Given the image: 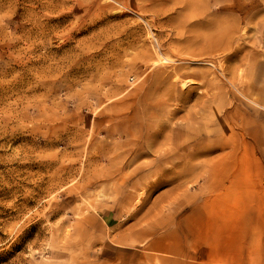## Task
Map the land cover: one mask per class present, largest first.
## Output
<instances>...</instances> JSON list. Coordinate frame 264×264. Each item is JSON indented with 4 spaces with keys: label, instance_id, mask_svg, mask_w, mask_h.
I'll return each instance as SVG.
<instances>
[{
    "label": "rangeland",
    "instance_id": "rangeland-1",
    "mask_svg": "<svg viewBox=\"0 0 264 264\" xmlns=\"http://www.w3.org/2000/svg\"><path fill=\"white\" fill-rule=\"evenodd\" d=\"M0 264H264V0H0Z\"/></svg>",
    "mask_w": 264,
    "mask_h": 264
},
{
    "label": "bare ground",
    "instance_id": "bare-ground-1",
    "mask_svg": "<svg viewBox=\"0 0 264 264\" xmlns=\"http://www.w3.org/2000/svg\"><path fill=\"white\" fill-rule=\"evenodd\" d=\"M163 59H166L167 60V56L166 57H162V55L161 56H157V58H156V60H155V62H160V61H162ZM196 83V81L194 80V79H192V78H185V79H182L181 80V86L183 87V88H185V87H187V86H189V85H192V84H195ZM235 144V143H234ZM235 147V146H234ZM143 191V190H142ZM141 194H142V192H141ZM141 194H140V196H141ZM140 196L136 199V202L137 203H139L140 202Z\"/></svg>",
    "mask_w": 264,
    "mask_h": 264
},
{
    "label": "crops",
    "instance_id": "crops-1",
    "mask_svg": "<svg viewBox=\"0 0 264 264\" xmlns=\"http://www.w3.org/2000/svg\"><path fill=\"white\" fill-rule=\"evenodd\" d=\"M177 247H178L177 241H171L166 244H162L161 252L164 254H177L178 251H175Z\"/></svg>",
    "mask_w": 264,
    "mask_h": 264
}]
</instances>
